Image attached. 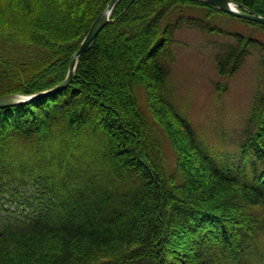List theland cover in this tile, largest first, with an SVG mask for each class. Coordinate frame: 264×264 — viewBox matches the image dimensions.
<instances>
[{
  "label": "trees",
  "instance_id": "obj_1",
  "mask_svg": "<svg viewBox=\"0 0 264 264\" xmlns=\"http://www.w3.org/2000/svg\"><path fill=\"white\" fill-rule=\"evenodd\" d=\"M109 1L0 0V40L39 48L26 60L0 54V95L60 83ZM234 1L264 16V0ZM177 4L226 13L200 0H119L65 89L0 108V203L29 209L0 204V264H264V92L237 162L213 155L162 90ZM250 39L218 55L221 77Z\"/></svg>",
  "mask_w": 264,
  "mask_h": 264
},
{
  "label": "rangeland",
  "instance_id": "obj_2",
  "mask_svg": "<svg viewBox=\"0 0 264 264\" xmlns=\"http://www.w3.org/2000/svg\"><path fill=\"white\" fill-rule=\"evenodd\" d=\"M170 12L166 23L170 24L171 39L158 57L167 72L162 90L213 155L226 163H236L253 96L264 92V28L234 15L211 12L207 6L177 4ZM239 36H243V41L253 39L246 44L236 72L221 77L217 73V57L231 46H238ZM38 51L35 46L0 40V54L6 58L26 60ZM140 100L146 109L144 97ZM166 147L171 161L173 151ZM74 168L80 169L78 165ZM2 203L7 209L2 210L4 213H29L27 205L9 196ZM175 241L181 244L179 237Z\"/></svg>",
  "mask_w": 264,
  "mask_h": 264
},
{
  "label": "water",
  "instance_id": "obj_3",
  "mask_svg": "<svg viewBox=\"0 0 264 264\" xmlns=\"http://www.w3.org/2000/svg\"><path fill=\"white\" fill-rule=\"evenodd\" d=\"M117 1L119 0H110L108 4L106 5V7L103 9V11L100 12V14L96 17L94 22L91 24L86 35L82 39L80 47L70 57L68 68H67V74L60 83L56 84L55 86L47 90L40 91V92L31 94V95L15 94V93L0 95V108H5V107L19 105V104H26L35 99L49 96L53 93H57L65 89L71 83L73 79L78 57L80 56L82 52L85 51V49L91 44V42L98 35L101 29L110 20L111 11L114 5L117 3ZM200 1L213 5L219 10L226 12L228 14L234 15L236 17H240L243 19L258 22L260 24H264V16L245 7L242 3L235 2L233 0H200Z\"/></svg>",
  "mask_w": 264,
  "mask_h": 264
},
{
  "label": "bare ground",
  "instance_id": "obj_4",
  "mask_svg": "<svg viewBox=\"0 0 264 264\" xmlns=\"http://www.w3.org/2000/svg\"><path fill=\"white\" fill-rule=\"evenodd\" d=\"M79 47H80V46H79ZM77 50H78V49H77ZM77 50H76V51H77ZM85 50H86V49H85ZM76 51H75V52H76ZM75 52H74V53H75ZM74 53H73V54H74ZM82 53H83V52H82ZM73 54H72V55H73ZM72 55H71V56H72ZM69 60H70V59H69ZM43 91H44V90H43ZM15 94H17V93H15ZM3 95H4V94H3Z\"/></svg>",
  "mask_w": 264,
  "mask_h": 264
}]
</instances>
